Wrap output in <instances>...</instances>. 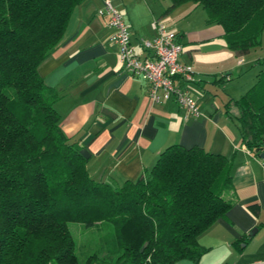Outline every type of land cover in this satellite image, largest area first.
Returning a JSON list of instances; mask_svg holds the SVG:
<instances>
[{
	"label": "trees",
	"instance_id": "obj_1",
	"mask_svg": "<svg viewBox=\"0 0 264 264\" xmlns=\"http://www.w3.org/2000/svg\"><path fill=\"white\" fill-rule=\"evenodd\" d=\"M86 1L0 0V264H199L209 251L200 236L234 206L228 158L173 145L138 180L100 183L83 146L62 129L61 95L39 69L59 51L72 14ZM170 2L166 14L189 3L202 8L206 25L220 26L240 57L262 47L264 0ZM227 113L261 157L264 73L229 101ZM249 209L259 212L258 205ZM72 224L107 230L97 251L79 253Z\"/></svg>",
	"mask_w": 264,
	"mask_h": 264
},
{
	"label": "crops",
	"instance_id": "obj_2",
	"mask_svg": "<svg viewBox=\"0 0 264 264\" xmlns=\"http://www.w3.org/2000/svg\"><path fill=\"white\" fill-rule=\"evenodd\" d=\"M103 1L87 0L75 9L59 51L39 69L46 85L61 95L56 109L64 133L83 146L88 171L100 183L138 180L173 145L225 156L234 166L228 196L234 206L200 236V245L209 251L199 264H264V161L245 146L239 123L227 113L229 101L239 98L223 97L217 91L230 81L231 74L221 76V72L234 61L206 70L217 62L211 55L218 51H201L204 44L224 39L223 29L169 27L183 36L188 50L181 60L196 73L187 89L202 116L187 117L174 102L153 105L146 82L125 71L118 47L109 40L108 19L98 15ZM110 1L125 17L135 52L142 59L150 56L142 44L153 38L154 20L166 24L196 9L189 3L166 14L170 0ZM232 52L243 65L245 57ZM232 114L238 115L235 107ZM252 205L259 206L257 214L250 211Z\"/></svg>",
	"mask_w": 264,
	"mask_h": 264
},
{
	"label": "built area",
	"instance_id": "obj_3",
	"mask_svg": "<svg viewBox=\"0 0 264 264\" xmlns=\"http://www.w3.org/2000/svg\"><path fill=\"white\" fill-rule=\"evenodd\" d=\"M98 15L108 19L109 40L118 47L121 64L129 75L146 82L148 97L153 105L174 102L187 117L202 116L197 101L187 89V85L195 81L196 73L190 65L182 62L184 48L175 32L154 20L151 23L153 38L143 41V48L150 56L142 59L135 52L125 17L110 0L103 1Z\"/></svg>",
	"mask_w": 264,
	"mask_h": 264
},
{
	"label": "rangeland",
	"instance_id": "obj_4",
	"mask_svg": "<svg viewBox=\"0 0 264 264\" xmlns=\"http://www.w3.org/2000/svg\"><path fill=\"white\" fill-rule=\"evenodd\" d=\"M164 25L167 26L168 30H170L169 27L175 28L176 30L186 27L190 30L199 31V28L209 27L206 25V13L202 8L188 11L184 16H181V18L169 20L168 23ZM170 31L173 32L172 30ZM204 45L205 47H203L201 51H218L216 54L211 55L212 58L214 57V59L217 60L215 63L213 61L211 62V65L215 69L211 67V69L205 68L206 70H216L221 63L226 66L234 61L227 70L221 72V76H225L228 73L231 75L229 76L230 81H227L222 87L217 89L220 96L241 98L256 85L259 76L261 73H264V34L262 38V47L252 49L251 53L245 56L244 64L241 66H239L237 57L227 46L223 38ZM187 50L186 46V50L184 51ZM70 228L78 245L79 253L85 254L86 256L98 250L104 238V234L107 233L106 229L105 231L102 229L103 232L99 230L88 231L79 224H72Z\"/></svg>",
	"mask_w": 264,
	"mask_h": 264
},
{
	"label": "water",
	"instance_id": "obj_5",
	"mask_svg": "<svg viewBox=\"0 0 264 264\" xmlns=\"http://www.w3.org/2000/svg\"><path fill=\"white\" fill-rule=\"evenodd\" d=\"M261 159L264 161V154L261 156ZM255 232H256V230H255Z\"/></svg>",
	"mask_w": 264,
	"mask_h": 264
}]
</instances>
